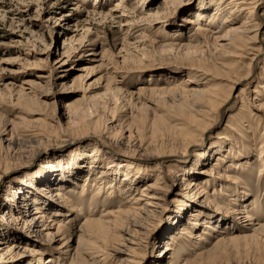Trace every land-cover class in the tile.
Returning a JSON list of instances; mask_svg holds the SVG:
<instances>
[{
    "label": "rangeland",
    "instance_id": "1",
    "mask_svg": "<svg viewBox=\"0 0 264 264\" xmlns=\"http://www.w3.org/2000/svg\"><path fill=\"white\" fill-rule=\"evenodd\" d=\"M142 2L143 0H0V137L10 138L12 135L18 142L20 152L11 157L5 153L4 147H0V166L7 163L30 164L24 170L11 171L2 178L0 233L14 227L13 224L5 226L6 224L1 223V216L6 208L3 198L8 184L16 182L25 172L34 176L43 173L41 163L47 159L42 158L47 156L51 161L60 157L63 162L57 167H50V171L37 179L41 178L44 182L46 179L56 180L67 176L65 182H59V187L64 188V197L75 200L83 209L82 212L88 209L94 197L97 202L92 210L94 212L88 213L91 216H97L104 208L128 205L126 195L112 196L107 186L103 191L100 187L98 196L95 195L96 187L91 185V181L83 186L88 187L87 192H79L81 184L85 182L87 170L94 169L91 174H87L88 177L97 176L99 169L107 167L105 155L115 151L114 147L107 149L99 142L102 129L115 138H122L121 140L138 141L137 143L142 144L152 142V147H158L160 143L162 149L154 148L153 151L152 147L149 148V151L157 155L155 160L147 163L149 169L153 173L158 170L165 173L167 168L173 172L178 171L177 177L175 176L178 184L182 171L191 166L196 153L208 146L219 147L218 153L222 156L215 153L205 157V163L192 171L189 179L199 182L209 195H213L218 205L225 207L229 205L228 196L216 193L220 186L218 181L222 178L219 174L231 175L235 184L230 183V186L236 185L238 187L235 186V189H239V186L244 185L248 188V199L254 202L259 214L264 213V128L255 121L252 106V101L264 98V91L259 88L261 81H264V45L257 55L256 49L250 46L252 44H248L242 46L241 51L238 50L241 52L238 56L232 54L220 57L222 49L229 46L225 44L227 41L240 42L238 36L241 33L247 32L248 35L253 32L249 30L252 29L253 18L256 16L260 22L259 32H264V0L252 12L247 8L231 10L233 5L228 4L229 0ZM217 3L221 6V12L215 23L208 26L214 30L199 36L197 42H189V36L194 34L196 26L188 19L196 17L198 10L213 12ZM227 14L231 16L226 20ZM200 20L202 23L205 18ZM260 37L264 44V33ZM217 56L221 63L231 67L229 76L223 75L226 69L222 65L220 67L219 64H214L213 60ZM190 63L198 67L191 69ZM194 71L200 74L199 78L205 74L208 79L205 86L213 87L218 92L219 99L212 103L217 108L211 106L210 113L206 111L205 117L210 123L204 128L202 139L188 153L166 156L171 144H176L173 147L171 145L172 149L178 145L177 140L170 142L171 117L184 118L187 110L182 104L178 108L171 97L180 95L183 102H187V97L191 96L183 90V86L190 87L193 84L190 80ZM234 77L239 81H234ZM233 81L236 83L229 92L230 82ZM227 93L229 97L226 100ZM170 106L172 109H169ZM195 117L197 120L191 127H187L191 131V137H197L204 126V121L201 120L203 118L197 115ZM153 122H156L154 127ZM153 129L154 133L157 132L154 136L151 134ZM33 130H42L50 141L45 140L41 148L32 143L28 145L27 140ZM165 139L167 143L164 142ZM95 141L103 153L101 156L99 153L95 168H91L93 157H89V154L93 151ZM75 150L83 152L74 155ZM229 160L246 163L244 167L232 170L226 166ZM214 162L211 175L198 172V169L210 168ZM112 175L114 173L105 176ZM118 175L122 176V173L115 177ZM55 180L50 182L44 193H54L58 187ZM130 180L131 178L127 179ZM168 183V210L156 220L159 225L150 235L153 242L145 251L144 264H149V258L165 245L163 234L177 212L178 202L174 198L177 197L175 191L178 186L173 182ZM33 191L30 192L31 195ZM77 197L83 199L77 201ZM31 207L32 205L29 206V211ZM48 207L53 208L51 205ZM59 208L64 209L66 206ZM189 212H192L190 207L183 215V220L171 224L172 234L179 232L181 227L186 232L176 234L179 239L163 258L165 264L197 259L202 247L209 246L213 241L215 233L200 226V214L193 217L197 221L194 225L187 223L192 218ZM69 213L74 215L76 212ZM74 216L72 223L75 222L77 226L83 217L76 214ZM58 220L61 225H67V219ZM15 225L18 227L20 224ZM204 231L207 234L202 233ZM25 232L22 229L20 237ZM196 234L198 237H192ZM199 236L205 237L208 242L199 239ZM74 237L76 234L73 235V240ZM19 242L21 246L34 248L30 242L21 239ZM240 242L234 244L236 246H230L213 264H264V244L257 245L254 240H248L247 243L242 241L244 244ZM206 261L203 260V264H211Z\"/></svg>",
    "mask_w": 264,
    "mask_h": 264
},
{
    "label": "bare ground",
    "instance_id": "2",
    "mask_svg": "<svg viewBox=\"0 0 264 264\" xmlns=\"http://www.w3.org/2000/svg\"><path fill=\"white\" fill-rule=\"evenodd\" d=\"M98 1L100 2V0ZM211 2H213V0H211ZM260 2L261 0H229L228 4L233 5L231 10L247 8L252 12L254 7L258 6ZM142 3H145V0H143ZM245 5L246 7H244ZM220 12L221 6L217 3L213 12L206 11L205 13V11L198 10L196 17H190L188 21L196 26V30L193 35L189 36V42H197L199 36L212 32L214 29H210L208 26L215 23V19ZM112 14L113 13L111 12L110 15ZM229 16L231 15L227 14L225 16L226 20ZM202 17L205 18V22L202 21L201 23L200 19ZM259 24V19L256 16L253 18L252 29L249 30L253 32L248 35L247 32L246 34L241 33L242 35L240 34L238 36L240 42L236 43L232 40L227 41L228 43L225 44L229 46L222 49L220 57L232 54L238 56L241 54V47L247 46L248 44H252L250 46L256 49L255 54L257 55V53H259L258 51L263 48L264 45L261 43L260 37L264 32H259ZM176 35L178 34L176 33ZM138 59L140 60L139 57ZM220 60L221 59H219L218 56L217 58L215 57L213 60L214 64H219L220 67L222 65L226 69V71H224L225 69L223 70L224 74H222L229 76L231 67L224 65ZM190 66L191 69H196L198 67L191 63ZM220 72H222V70ZM191 75L192 78L190 81L193 84H190V87L183 86L184 89L182 88L191 96L190 98L187 97V102H183L180 95L171 97L173 103H176L178 106L181 104L183 106L185 105L184 109L187 108V110L183 115L184 118L173 115L171 117L170 121H172V123L169 125V128L172 131H170L172 137L169 138H172L170 142H172V140L173 142L177 140L176 143H178V145L172 149L171 145L173 147V144L175 143L171 145L169 144L170 148L166 144L167 152L168 148L170 149V152L167 153L166 156L170 154L173 156L185 155L202 139L203 131L205 130L204 128L208 127L210 123L205 117V115H207L206 111L209 112L211 106L215 105H212V103L219 99L218 92L215 91L212 86V88L205 86V83L208 81L205 74L202 78H199L200 74H196L195 71ZM247 75L249 74L247 73ZM234 79H236L234 81H239L236 77H234ZM234 81L230 82L231 85L229 86V92L233 89L234 83H236ZM259 88L264 91V81H261ZM227 97H229L228 93L225 96L226 100L228 99ZM252 106L254 110L253 115L256 118L255 121L262 124L264 128V98L252 101ZM172 107H174V105ZM178 108H180V106ZM214 108L217 107L214 106ZM169 109H172L171 106ZM196 115L203 118L201 120L204 121V126H202V130H200L197 137H191V131H189L187 127H191V124L197 120V117H195ZM162 121L160 122L164 123V121ZM154 123L156 122H153V127L155 125ZM157 127L155 128L157 129ZM159 127L161 128V125ZM150 129L152 131V128ZM154 129L153 132H151V134L153 133V136L157 133L156 131L154 133ZM246 130L249 131L248 129ZM168 131L166 132L167 134ZM100 135L99 142L107 149L114 147L115 151H110L105 155L104 158L106 159L107 167L99 169L97 176L93 175L91 178L90 176L88 177L87 174H91L94 169L87 170L88 173L84 176L85 182L81 184L79 192L80 194L87 192L88 187L84 188L83 186H87L88 182L91 181V185H95L96 187L94 192L95 195L99 193L100 187L103 191V188L107 186V189L112 196L119 194L126 195L128 205L125 207L119 205L118 207L104 208L97 216H91L88 213L92 212L95 203L97 202V199L94 197L91 201V205H89L87 210L85 209V213L82 212L83 209L79 207L77 202L68 199L69 197H64L63 193H65V190L63 187H59V182H65L67 176L63 178L60 177L56 180L46 179L44 182L41 178H38L39 180L37 179L40 175H45V173L50 171V167H57L63 162L60 157H54L55 161L49 160V156L42 158L47 159L45 161L42 160L43 162L41 163V167L44 168L43 173L34 176L33 174L25 172L16 179V182L8 184L6 194L3 198V203L6 208L1 216V223L6 224L5 226L13 224L14 227L8 228L5 233H0V264H144L145 251L153 242L150 240V235L152 231L157 230L159 225V222L156 220L166 214L168 210L166 204L168 182H173V184L176 183L178 186L175 191L177 197L174 198V200L178 202V208L163 234L164 236L162 238L165 240V245L156 255L151 256L149 261L147 260L149 264H165L163 258L166 257L168 251L172 249L174 243L179 239L176 234H184L186 232L185 228L181 227L179 232L172 234L171 224L183 220L182 217L189 207L192 208V212H189V215L192 218L191 220H187V223L194 225L197 221H194L193 217L200 214L202 216L201 221H199L200 226L214 231L215 235L209 246L202 247L201 252L197 254V259H185L177 264H203V260H207L209 263L213 264L218 259V256L226 253L230 246L238 244L240 241L242 244H244L242 241H246L247 243L248 240H250V242L251 240L256 241L258 244L256 242L255 244L257 245L264 244V213L259 214L254 202H251L248 199L250 196L248 188L246 189L243 185L239 186V189H235L236 185L230 186V183L235 184L234 177L226 173L219 174L218 172L219 176L222 178L218 181V185L220 186H218V191L216 193L220 192L225 196H228L227 200L229 201V205L227 204L225 207H222L215 202L213 195H209L207 191L199 185V182L195 181L193 178L189 179L191 176L190 173L197 170L196 168H198L199 165H203L208 156L215 155V153L222 156L221 153H218L219 147L208 146L207 149L196 153L191 166L187 168L186 171L185 169L184 172L182 171V176L180 177V182L178 184L176 181V174L178 171L173 172L167 168L165 173H161V170L153 173V170L149 169V164L147 163H150V161L157 158L156 154L149 151V148L153 146L150 145L152 142L149 144H142L137 143V140V142L121 140L122 138H115L113 137V134L108 133L103 129ZM47 138L49 137L42 130H33L30 134V138L27 140L29 141L28 145L36 144L37 147L40 146L41 148L43 143L46 142L45 140L50 141V139L48 140ZM162 139L160 138V140ZM164 142L167 143L166 139ZM0 145V147H4L5 153L7 155L10 154L11 157L16 152L20 153L17 148L18 142L13 139L12 135L10 138L0 137ZM158 145V147H152V150L154 151V148L158 149L160 143ZM160 148L162 149V147ZM92 150L93 151L89 154V157H93V165H91V168H95V163L98 159L97 157L99 156V153L101 156L103 151L99 150V144H97L96 141ZM3 152L4 151L2 150V153ZM82 152L83 150H77L74 155H79ZM156 153L158 152L156 151ZM134 154L137 156H134ZM260 155L261 153L259 156ZM245 163L246 162H240L238 160H229L226 166L233 170L239 166L244 167ZM28 164L7 163L0 166V184L3 180L2 178L8 175L11 171L16 172L24 170L25 167L30 165ZM214 164L215 162L211 164L208 169H198V172L205 173V175H211L212 166ZM110 173H114V175L105 176ZM120 173H122V176L118 175V177H115L116 174ZM128 178H131V180L127 181ZM52 180L57 181L56 183H58V187L55 188L56 190L54 193L49 191L44 193V190L48 189V185L50 186ZM42 182L43 184H41ZM31 191H33L32 195L30 194ZM27 192L29 193L27 194ZM216 193L213 192L215 195ZM53 198L56 199V201L53 200ZM82 199L83 198L77 197V201H81ZM44 203L45 206L43 205ZM30 205H32V207L29 211ZM48 205L53 206V208L48 207ZM61 206H66V208L60 209L59 207ZM71 211H74L76 212V215H82L83 217V220L77 226H75V222L72 223L75 219V214L73 215V213H69ZM190 216H188V219ZM62 218L67 219L66 226L61 225L59 222L58 219ZM203 219L204 221H202ZM15 224L20 225L17 227ZM20 228H22L23 231H26L23 237H20V233L22 232V229ZM202 233L207 234L205 231ZM5 234L7 236H3ZM75 234L76 237H74L75 240H73V235ZM197 234L192 237H198ZM18 239L19 241L21 239L25 242H30L35 249L33 247H28L27 245L21 246ZM199 239L208 242L205 237L203 238L199 236ZM161 251L162 254H160ZM65 260L66 262H64ZM166 264H171V262Z\"/></svg>",
    "mask_w": 264,
    "mask_h": 264
}]
</instances>
